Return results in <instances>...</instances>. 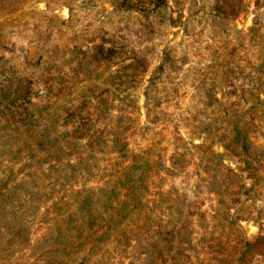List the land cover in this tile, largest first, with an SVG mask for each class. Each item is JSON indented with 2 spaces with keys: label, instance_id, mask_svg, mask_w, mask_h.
<instances>
[{
  "label": "rangeland",
  "instance_id": "1",
  "mask_svg": "<svg viewBox=\"0 0 264 264\" xmlns=\"http://www.w3.org/2000/svg\"><path fill=\"white\" fill-rule=\"evenodd\" d=\"M214 5L169 0L143 16L116 0H0V179L18 185L13 206H21L16 215L0 208V264H264V107L249 110L259 94L248 89L264 60V0H227L219 13ZM164 51L170 60L159 69ZM72 111L100 143L121 127L124 155L61 136ZM47 125L59 138L32 152L39 170L69 142V161L89 172H72L58 153L51 181L74 174L63 192L40 171L22 184ZM244 125L249 157L233 156L222 146L236 148L233 130ZM134 156L136 169L112 190L114 170ZM133 183L138 203L125 197ZM116 209L114 230L100 234Z\"/></svg>",
  "mask_w": 264,
  "mask_h": 264
},
{
  "label": "trees",
  "instance_id": "2",
  "mask_svg": "<svg viewBox=\"0 0 264 264\" xmlns=\"http://www.w3.org/2000/svg\"><path fill=\"white\" fill-rule=\"evenodd\" d=\"M117 1V8L121 11L127 12V13H135V14H141L143 16H151L153 14H156L158 12H160L161 10H164L166 8H168V4H169V0H116ZM197 2L201 1V0H196ZM215 1V5L213 6L212 9H214L215 11H217L219 13L220 10L223 9V5H227V0H214ZM259 22L255 21L254 22V27L256 26L257 28L259 27ZM256 30L255 29H251L249 31V39L254 42L255 40L257 41V38H254ZM264 48V47H262ZM109 53H114L113 50H108ZM163 57H162V63L159 67V69L162 68L163 64L167 63V61L170 60V53L169 52H162ZM259 68L261 70H259ZM259 72V73H258ZM255 74V80L254 82H252V85L249 86V94L250 97L255 96V94H259V97L256 99V102H253L250 104V108L249 110L253 111V112H257V110L260 107H264V90H263V86H261V84L259 83L260 80H263L264 78V60L261 63L260 66H258V68H256V71L254 72ZM262 74V75H261ZM243 94L245 95L246 91L242 90ZM248 92V91H247ZM239 100H241V102H244V104H247V100L241 96L239 98ZM150 99L146 98L144 106L146 107V117L148 116V112H150L148 105L150 103ZM66 118L64 119V124L62 126L67 127L68 126V122L71 123L70 128L71 131L70 132H65L63 134H61V136H66L68 138H73L77 141H83L86 139L85 144H83L82 146H84L88 151L91 152H96V151H100L104 148H109L112 149V151H114V153L116 154H121L124 155L125 151L127 150L128 146L127 144L124 142V139L122 138V133H124V130H119L120 128L116 129V132H114L113 134L110 135V137L108 138L107 141L105 142H99L98 141V136H95L94 134H84L88 131V129L83 128V126H85V124H82L83 122H81V119L75 118L77 117L75 112H66ZM154 120V119H153ZM153 120H151V122H153ZM255 120H252V123L250 124L252 129H253V125H255L253 122ZM246 125H244V127H238L236 126V128L233 130L232 133V142L234 145H236V148H230L231 146L229 145H224L222 146L224 149L230 151V153L233 156L238 155V153H242L243 156L245 157H249L247 152L244 150L246 145L249 143V136L247 131L245 130ZM51 127L49 125H47L46 127H44L43 131L41 132V135H39V138L36 140V144L34 148H31V154L27 155V162L28 163H24L22 165V168L20 170H24L25 174L23 175L24 177V181L22 182V184H26L28 179L34 178L38 173V171H40L44 177L48 178L49 182L47 184V186H50L51 189L55 188L56 183H59V187L61 188L60 191L63 192L65 191L66 188H70V184H68V181H70L71 178H73L74 174L72 175V172L75 171V169H79V172L81 175H86L88 174V170H86V168H81L79 166V162L78 163H71L70 161V157L72 156V151L68 150L72 143L66 142V146H59L56 151H54L55 159L53 160V162L49 163L47 168H45V170H39V168L37 167L38 162L35 159L34 154H32V152L34 150H39V151H47L52 149V144L58 142V138L56 137L57 134L59 132H57L56 130H51ZM255 129V128H254ZM126 130V129H125ZM89 133V132H87ZM55 137V138H54ZM107 137V136H106ZM53 138V139H52ZM110 139V140H109ZM111 143L110 146H108V143ZM74 146V144H73ZM54 147V146H53ZM239 149V152L238 150ZM58 153H67L66 154V158L68 160L66 166L71 168V174L69 173H64V175L61 174V172H59L57 175H55L54 177H52L53 181H51V176L50 174H53V172L58 171L61 168V165H63L60 156H58ZM53 154V153H52ZM51 155V154H50ZM218 155V154H217ZM122 157V156H121ZM70 160V161H69ZM131 165L130 166H122L117 168L116 170H114V174H112V176H116L113 180L114 182H109L114 183V185L111 186L112 190L116 189V184L117 182H121V178H125L129 173L130 170H135L136 166L138 165L137 162V157L134 156L131 159ZM113 165H109L110 169ZM172 172H174L176 169H179V166L176 162H172ZM46 173V174H44ZM253 181V178H250ZM10 183V179L7 178V176L5 177L4 174V178L0 179V208L5 210L7 207L11 208V212H9V214H15L20 211L21 206H17L14 207L13 205H15L14 203V198L12 196V191H14L18 185L14 186L11 188V186H9ZM108 183V184H109ZM252 183L251 187L249 190H254V184ZM84 186V185H83ZM122 187V188H121ZM119 186V188H117V190H121V189H125L123 188L124 186ZM72 188V187H71ZM138 190V186L133 183L131 186H129L128 188H126V200L128 199L129 201H131V199L135 200V203H138L137 201V194L135 193ZM78 194H80L79 191H77ZM33 193L30 192V194H28L29 199L31 197H33ZM63 198H61L62 200ZM29 201V200H28ZM86 201V199L84 200ZM140 201V200H139ZM83 203V202H82ZM136 205L138 204H133L131 207H137ZM31 212H25L22 214H19V218H22L23 220H26L28 217L30 218ZM118 216V211L117 209L114 210L112 216L109 218V220L107 221L106 225L104 226V230L100 233L102 235L105 234H109L111 231L114 230L113 227V222L115 221V218ZM71 217V216H70ZM75 227V226H74ZM113 227V228H112ZM5 228V227H3ZM132 228L133 231H135V237L134 238V242H139V235L141 234L142 231V224L141 222H135L132 224ZM98 233V230L93 231L92 234ZM21 234L22 233V229H19V232H17V234ZM138 233V234H137ZM19 234V235H20ZM161 236H163L162 240L165 241L166 243H168L170 241V236L172 235V232L164 230L162 233H160ZM84 241H88L86 239H84L82 242H76L74 244H72L69 249L67 248H62L63 251H69L71 252V250H74L76 248H78V245L83 243ZM132 240L129 241V244L131 243ZM89 243V242H88ZM119 243V241H118ZM128 245V244H127ZM90 250V249H89ZM55 252H58V250H54ZM58 260H52V261H47L48 263H55ZM66 264L65 262H59V264ZM129 264H134L133 261H131Z\"/></svg>",
  "mask_w": 264,
  "mask_h": 264
}]
</instances>
